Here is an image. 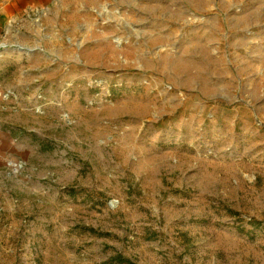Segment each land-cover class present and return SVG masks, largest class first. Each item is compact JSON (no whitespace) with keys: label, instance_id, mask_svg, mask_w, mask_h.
I'll return each mask as SVG.
<instances>
[{"label":"rangeland","instance_id":"obj_1","mask_svg":"<svg viewBox=\"0 0 264 264\" xmlns=\"http://www.w3.org/2000/svg\"><path fill=\"white\" fill-rule=\"evenodd\" d=\"M0 264H264V0H0Z\"/></svg>","mask_w":264,"mask_h":264},{"label":"crops","instance_id":"obj_2","mask_svg":"<svg viewBox=\"0 0 264 264\" xmlns=\"http://www.w3.org/2000/svg\"><path fill=\"white\" fill-rule=\"evenodd\" d=\"M3 15V14H2Z\"/></svg>","mask_w":264,"mask_h":264}]
</instances>
